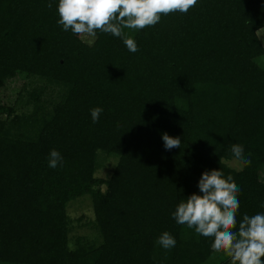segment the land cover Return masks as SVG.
Segmentation results:
<instances>
[{
  "label": "trees",
  "instance_id": "1",
  "mask_svg": "<svg viewBox=\"0 0 264 264\" xmlns=\"http://www.w3.org/2000/svg\"><path fill=\"white\" fill-rule=\"evenodd\" d=\"M58 3L0 0V87L23 73L65 88L45 118L18 124L9 108L0 119V264H229L171 214L212 169L241 189L238 222L264 213V0H197L124 29L135 53L112 34L64 31ZM164 133L180 147L166 150ZM234 143L249 166L226 164ZM52 149L62 167L48 166ZM99 153L117 157L106 178L95 174ZM86 194L102 241L71 249L65 207ZM165 231L170 250L156 243Z\"/></svg>",
  "mask_w": 264,
  "mask_h": 264
},
{
  "label": "clouds",
  "instance_id": "2",
  "mask_svg": "<svg viewBox=\"0 0 264 264\" xmlns=\"http://www.w3.org/2000/svg\"><path fill=\"white\" fill-rule=\"evenodd\" d=\"M197 0H59L57 23L64 31L77 36H95L97 31L112 34L123 40L129 52L138 51L135 40L124 29L142 30L155 26L161 15L180 12L186 14ZM48 7H52L49 2ZM103 109H90L93 123L99 121ZM166 150L180 147V138L162 135ZM230 151L241 168L249 166L251 159L245 157L240 144H232ZM63 166V157L56 149L48 154V166ZM201 194L193 193L181 199L172 218L177 224L186 225L204 238L212 239L213 252H223L231 264H264V213L245 214L237 221L239 193L241 189L231 175L224 178L221 170L212 169L202 173L198 182ZM238 224V228H237ZM156 243L166 250L175 247V238L163 232Z\"/></svg>",
  "mask_w": 264,
  "mask_h": 264
},
{
  "label": "rangeland",
  "instance_id": "3",
  "mask_svg": "<svg viewBox=\"0 0 264 264\" xmlns=\"http://www.w3.org/2000/svg\"><path fill=\"white\" fill-rule=\"evenodd\" d=\"M258 35L264 45V28L258 31ZM82 38L89 42L94 39L93 36L89 35H82ZM257 61L264 68V55L259 57ZM64 91V86L56 82L18 73L16 77L5 80L0 87V107H3L0 108V119H6L9 108L12 109L9 119L14 117L18 124L29 117L36 118V120H40L42 117L45 118L49 116L52 105ZM32 93H37L39 98L37 100L33 99ZM29 127L30 132L33 133L36 125H33L30 121H25L22 129ZM116 161L117 157L112 154L99 153V167L95 172L96 176L106 178L112 171ZM225 162L236 170L241 168L234 158L225 160ZM261 178L264 180V170H261ZM65 211L68 217L69 248L74 249L80 244L91 246L101 243L102 238L94 225L95 219L90 195L86 194L70 200L66 204ZM220 253L222 254H216L217 260L225 255L223 252ZM229 264H231V259Z\"/></svg>",
  "mask_w": 264,
  "mask_h": 264
}]
</instances>
